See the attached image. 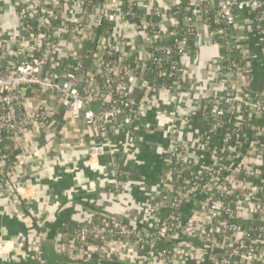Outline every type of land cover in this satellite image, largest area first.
<instances>
[{
  "label": "built area",
  "instance_id": "obj_1",
  "mask_svg": "<svg viewBox=\"0 0 264 264\" xmlns=\"http://www.w3.org/2000/svg\"><path fill=\"white\" fill-rule=\"evenodd\" d=\"M126 4V11L115 6L99 14L96 0H79V14L64 9L68 17L61 19L56 15L58 19L40 12L36 0H14L17 35L11 44L12 53L0 54V197L24 198L19 190L27 180L20 175L21 161L11 160V156L28 149L32 128L49 126L53 114L47 105L49 99L65 104L73 122L82 123L109 142L145 116L151 107V95L160 89L180 92L184 88L187 69L180 61H174L172 54L184 55L190 48V37L199 41L191 22L212 8L200 11L186 5L187 27L178 33L159 27L154 19L166 12L156 4L148 15L136 12L134 0H126ZM214 6L215 22L226 26L213 31L224 52L218 59L224 90L205 97L207 126L197 149L204 165L197 167L192 162V147L179 136L181 130L168 125L158 194L142 206L144 225L93 212L77 223L67 237L59 239L58 249L69 261L113 259L131 264H179L195 254L201 256L200 264H264V175L245 155L231 169L245 144V121L253 115L264 118V65L260 90L252 93L248 87L249 64H239L232 56L235 51L246 52L241 40L234 36L236 15L244 11L252 20L251 13L255 12V28L263 33L264 0H221ZM168 13L175 17L177 12ZM99 15L103 24L95 38ZM120 17L131 20L144 38L149 47L146 58L135 54V49L114 31ZM203 18L207 23V18ZM35 27L39 30L35 31ZM174 34L180 37L170 44L164 42ZM216 35H221L222 40ZM84 41H95V46L83 53ZM261 42L264 54V40ZM62 47H66L63 58ZM86 56L89 63L85 68ZM164 64H169L168 68H161ZM147 72L156 75L154 80L146 78ZM98 80L104 82L103 89ZM26 92L39 97L36 106L27 108L23 101ZM96 98L103 105L98 112L89 106ZM253 139L254 145L264 147V127L256 128ZM94 148L92 154L96 153ZM240 172L251 180L239 178ZM110 174L117 193L122 182L131 181L130 172L118 165ZM185 204H192L186 216L181 211ZM168 207L171 213L160 220L159 215ZM222 212L235 219L258 221L260 227L251 232L223 217ZM160 240L170 243V247L158 249ZM194 240L196 247L192 245ZM7 244L0 237V248ZM33 259L36 264H45L40 252Z\"/></svg>",
  "mask_w": 264,
  "mask_h": 264
},
{
  "label": "crops",
  "instance_id": "obj_2",
  "mask_svg": "<svg viewBox=\"0 0 264 264\" xmlns=\"http://www.w3.org/2000/svg\"><path fill=\"white\" fill-rule=\"evenodd\" d=\"M134 1L136 12L148 15L154 4L166 12L156 21L163 31L170 29L179 33L182 28L187 27L185 20L181 25L177 16L168 13L174 11L173 8L182 0ZM220 1L187 0L186 5L195 6L200 11L207 7L213 10L214 5ZM36 2L40 12H48L55 17L59 15L61 19L68 17L64 9H70L75 14L80 12L79 0ZM99 2L103 9L121 7V0ZM96 10L98 11V7ZM249 16L244 11L237 13L234 36L241 40L242 48L246 51L239 53L243 57V64H249L248 87L252 93H257L263 77L261 41L264 40V32H257L255 23ZM191 25L196 28L199 41L191 39L190 48L180 58L187 69L184 88L180 92L160 89L158 93L151 95V107L145 116L135 126H128L126 132L109 142L98 138L94 131L82 123L73 122L68 117L65 104H56L54 99L47 101L53 111L49 126L32 128L28 149L11 156V160L21 161L20 175L27 182L22 183L24 187L19 190L24 198L0 197V237L8 243L0 248V264H36L33 259L35 254L41 253V248L51 242L60 251L59 241L67 237L77 223L96 211L117 221L144 225L142 206L151 202L158 194L163 157L168 143L167 127L170 124L179 127V136L192 147V162L197 167L204 165L201 152L197 149L207 126L205 97L213 91L222 92L224 78L218 67L220 47L213 32L201 16L195 17ZM17 28L14 0H0L1 55L12 53L11 44L13 45L17 35ZM114 31L121 40L135 49V54L146 58L149 47L129 20L123 17L117 19ZM90 44L91 42H87L86 50ZM192 46L194 51L191 50ZM65 48L62 47L61 58ZM83 49L82 44V52ZM38 98L26 92L23 101L27 108H31L39 103ZM249 120L253 128H246L245 134L251 133L254 136L256 128L264 127V118L253 115ZM246 121L247 124L249 121ZM254 143L251 137L245 158L264 175V147H257ZM92 148L96 153L92 154ZM115 165L132 170L136 175L131 181L122 182L118 193L110 174ZM184 239H187L185 235ZM196 244L197 241H192V245L196 247ZM201 262V256L194 254L179 264Z\"/></svg>",
  "mask_w": 264,
  "mask_h": 264
},
{
  "label": "trees",
  "instance_id": "obj_3",
  "mask_svg": "<svg viewBox=\"0 0 264 264\" xmlns=\"http://www.w3.org/2000/svg\"><path fill=\"white\" fill-rule=\"evenodd\" d=\"M186 4H187V1L186 0H182L180 3H178L176 5V7L173 8V10L177 12L176 13V16L178 17L179 22L181 23V25L184 24V18H185V16H187L189 14V12L186 11ZM216 9H217V7L215 6L213 10L210 9L207 12H205V14L203 15V17H206L207 18V25H208L209 29H211L212 32L216 28L226 27L224 25V23H222V22H215ZM121 10H123V11H126L127 10V4H126V1L125 0H121ZM255 15H256V13L255 12H252L251 13V16L252 17L251 18H252V21L257 24L258 22L253 19V17ZM154 20L157 21L158 19H154ZM130 22H131V20H130ZM53 23L54 24H58V21L57 20H53ZM182 29H184V28H182ZM37 30H39V28H36L35 29V31H37ZM41 30H43V29H41ZM179 37H180L179 34H174L172 37H170V39L168 41L167 40H164V42L170 44L174 40L178 39ZM190 38L192 39V37H190ZM216 38L218 40H222L221 35H216ZM86 46H87V42L84 41L83 42V47H84L83 53H85V51L87 49ZM191 50L194 51L193 46L191 47ZM223 53H224L223 52V49L220 48V55L223 54ZM181 56L182 55H180L179 53L175 52V53L172 54V59L174 61H180ZM232 56L235 59V61H237L239 64H243V57H242V55L238 51L233 52ZM261 58H262V62H263V65H264V54H262ZM69 61H67V62H69ZM147 65L150 66V63H148ZM168 66H169V64H164V66H162L161 68H163V67L168 68ZM145 76H146L147 79H150V80H154V78L156 77V75L154 73H152V72H147V74ZM155 80L156 81H159L160 79L159 78H156ZM97 84L99 85V87H101V89L104 88L103 87V85H104V82L103 81L98 80V83ZM89 106H90L91 109H93L96 112H98V111H100V110L103 109V105L101 104L100 98H96L92 103H90ZM245 122H247V121H245ZM245 125H244V129H245V131H247V129L245 128ZM217 144H219V141H217ZM124 170L130 172L131 179L136 178V175H135V173L132 170H129V169H124ZM184 178H185V175H184ZM239 178H247L249 181L251 180V178L250 177H246V174H244L243 172H240ZM189 210H190L189 204H185L181 208V211L183 213H186ZM171 211H172L171 208H169V207L166 208L159 215L160 220L167 219V217L171 213ZM222 216L225 217V218H227L229 221L236 222V223L242 225V227H244L245 229L250 230L251 232H257L258 231V228L260 227V223L258 221H253V220H249V219H242V218L241 219H235L232 216H230V214H228L226 212H222ZM169 247H170V243H168L166 241H162V240H160L158 242V245H157V248L158 249H164V248L165 249L166 248L168 249ZM66 258H68V257L66 256ZM237 264H242V263H237Z\"/></svg>",
  "mask_w": 264,
  "mask_h": 264
},
{
  "label": "water",
  "instance_id": "obj_4",
  "mask_svg": "<svg viewBox=\"0 0 264 264\" xmlns=\"http://www.w3.org/2000/svg\"><path fill=\"white\" fill-rule=\"evenodd\" d=\"M96 2L98 5V13L102 14L104 11L103 6L99 2V0H97ZM102 24H103V17L99 15L96 18V23H95V27H94L95 38H97L99 36ZM94 46H95V41L91 42V44L89 45L90 48H93ZM88 63H89V56H86L84 59V67L85 68L87 67ZM250 121L251 120H249V122L246 124L245 128H249L252 130L253 125ZM251 137H252L251 133L246 134L245 140H244L245 144L242 147L240 153L238 154L235 162L232 164L231 169H233L239 163V161L242 159V157L246 154L248 147H249ZM189 207H192V204H190ZM187 214H188V212L184 213L185 216ZM41 254L44 258L45 264H131L128 262L113 260V259H94V260H89V261H82L79 263H70L68 261V259L66 258V255L64 253L58 251L52 242L41 248Z\"/></svg>",
  "mask_w": 264,
  "mask_h": 264
}]
</instances>
